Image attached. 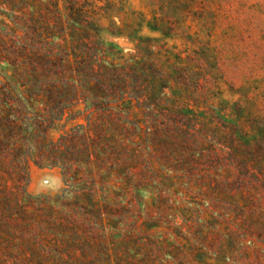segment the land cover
Segmentation results:
<instances>
[{
	"label": "rangeland",
	"instance_id": "rangeland-1",
	"mask_svg": "<svg viewBox=\"0 0 264 264\" xmlns=\"http://www.w3.org/2000/svg\"><path fill=\"white\" fill-rule=\"evenodd\" d=\"M62 1L0 0V32L29 20L20 10L66 22ZM76 2L104 31L84 55L79 36L52 40L64 53L59 86H83L84 63L114 66L118 95L74 106H132L107 137L124 150L104 167L70 148L62 165L30 164L26 189L11 185L23 196L0 201V264H264V0ZM11 40L0 38V82L14 74ZM90 189L91 202L75 198Z\"/></svg>",
	"mask_w": 264,
	"mask_h": 264
},
{
	"label": "trees",
	"instance_id": "trees-1",
	"mask_svg": "<svg viewBox=\"0 0 264 264\" xmlns=\"http://www.w3.org/2000/svg\"><path fill=\"white\" fill-rule=\"evenodd\" d=\"M62 2L67 5L66 22L58 20L57 24L44 22L37 24L35 22L39 19L36 20L29 15L28 10H20L19 13L26 15L25 18L29 20L19 17L13 27L5 26L0 32L2 41L12 38L16 44L18 42L20 44L13 47L12 54H5L13 59L11 64L13 63L14 74L0 82L2 85L0 90V201H11L12 197L15 201L17 198L20 199L23 194L19 190H17L19 194L14 193L11 185L17 184L19 188L25 186L26 189L29 183L30 164L37 167L62 165L66 157L64 152L66 149L68 151L70 148L73 153L82 156L85 163L91 165L94 162L98 167L111 165L112 148L119 149L121 153L124 150V144L121 142L115 141L111 147L107 137L114 133L113 122L121 120L124 113L130 112L132 106L118 105L115 110H111V106L106 105L104 110L98 103L93 104V109L86 114L74 106L80 103L81 98L82 101L85 99L88 101L90 97H96L98 91L105 93V96L108 94L116 97L118 95L116 86L111 88L107 86L108 76L113 73L114 66L103 62L98 67H95L93 63H84L81 67L83 86H73V83L66 84L65 87L59 86V81L62 79L64 53L61 46L56 50L53 49L52 40L63 38L62 40L66 42L67 37L79 36L78 44L82 49L72 48L78 52L82 51L84 55L88 51V44L93 40H101L104 31L101 21L91 20L90 13L79 7L76 0ZM53 9L55 10L45 9V11L49 14L47 17L55 20L60 14L58 6H53ZM39 17L45 20V16ZM43 42L44 48L40 46ZM132 66L133 73H142L143 70L139 72L141 64L138 60ZM92 83L95 85L92 86ZM123 87L120 96L129 90L127 84L124 83ZM138 90L141 89L138 88ZM68 93L73 100L66 102L64 95ZM145 98L139 97L135 101L141 105ZM69 115L75 125L81 120L85 121V124L78 123L76 126L66 128V123L69 122L66 118ZM74 127L77 128L76 131ZM245 130V136H247L245 138L251 137L249 134L251 127L246 126ZM253 147L251 140H245L242 145L246 151H250ZM63 185L68 188L65 181ZM74 195L78 200L91 202L96 198L97 193L90 189ZM95 209L100 214L103 212L97 206ZM18 210L21 209L18 208ZM108 223L103 225L104 234L107 229H110ZM83 241L88 243L86 239Z\"/></svg>",
	"mask_w": 264,
	"mask_h": 264
}]
</instances>
